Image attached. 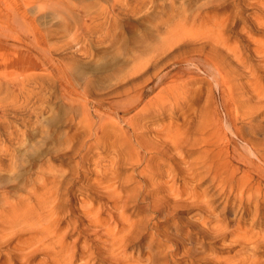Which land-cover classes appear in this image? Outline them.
Masks as SVG:
<instances>
[{"label":"bare ground","instance_id":"1","mask_svg":"<svg viewBox=\"0 0 264 264\" xmlns=\"http://www.w3.org/2000/svg\"><path fill=\"white\" fill-rule=\"evenodd\" d=\"M87 1L77 5L71 0H22L24 10L4 3L8 12L0 13V19L3 18L0 45L9 50L4 56L0 53V68L10 69L8 72L5 70L7 74L0 75V134L11 142L10 147L0 151V264H75L78 260L80 264H132L126 261L128 239L132 233H137L133 231L136 226L138 232L146 227L140 225L142 222L132 224L124 217L125 207L131 198L125 197L124 192L129 194L133 191L135 203L141 194L144 198L149 196L147 189L152 176H157L150 175L152 166L157 167L148 159L150 155L164 156L163 163H172L170 170L165 172L167 181L164 186L170 197H179L176 192L179 190L174 191V181H177L179 173H182L181 178L185 175L186 184L203 176L200 181H210L209 190L216 189L218 199L225 197L227 208H231L234 199V204L238 202L247 216L254 212L255 218H264V141L257 142L250 137L257 119L255 114L260 112L264 103V40H255L247 32L256 28L264 34V0H205L199 6V0H178L180 6L176 0H169L168 12L164 11L166 4L163 0L138 1L132 10L122 5V8H116L120 0H114L112 6L103 5L99 0L90 4H86ZM158 1L163 2L162 5L159 3L162 12L153 13ZM122 4L126 5V2ZM194 4L197 6L195 9ZM251 5L257 7L258 16L252 19L245 17L249 23L242 26L243 9L253 8ZM218 8L229 10L220 18L215 14ZM64 11L73 22L61 18L67 24L64 33L74 24L76 36L79 33L82 36L79 39L85 42L106 45L110 49L119 40L125 41L119 45L126 54L127 64L130 62L129 68H115L113 83L107 89H95L86 73L78 69L75 72L74 66L78 62L72 63L71 67V61L65 57L70 64L69 67L66 64L68 68L62 66L66 60L58 56L69 43L53 42L51 38L61 35L60 31L52 26L49 30L54 33L50 35V32L35 28L38 22L36 14L57 17ZM129 12L132 16L144 12V17L154 19L150 26L145 25L144 34H138L139 39L136 38L138 40L133 47L129 46V38L117 31V23ZM234 29L238 30L235 36L240 42L237 40V44L232 43L229 37ZM45 33H49L48 37ZM119 35H123L121 39ZM246 42L248 45L254 42V49L248 48ZM19 46L26 47L25 58L20 56ZM85 55L88 56L87 52ZM31 65L35 68L28 70ZM37 67H41L42 72L38 73ZM238 76L246 77L247 82L237 85ZM196 83L214 87L207 93L211 103L208 99L205 109L203 107L200 111L203 115L201 121L197 116V122L183 117V124L179 126L172 121L169 124L159 122L168 117L169 110L173 113L169 114L171 116H187L191 112L200 114L195 107V95L190 93L192 89L189 90V86ZM200 88L197 92L194 89L196 95ZM244 90H247V100L255 102L254 105L245 107L239 98L236 101L237 92L240 94ZM190 101L193 106H188ZM57 104L61 107H54ZM10 115L17 125L22 121L21 117L26 116L23 130L9 126ZM246 120L247 125L243 123ZM148 124L155 127L152 126L151 130L146 127ZM144 128L153 134L151 138H146V132H142ZM222 142L224 147L219 145ZM218 145L219 155L213 149ZM186 149L192 150L191 156ZM197 149L201 154L195 161L200 162L204 169L198 174L193 170L195 163L189 160ZM222 153H226L224 158ZM52 159L60 161V165L51 164ZM92 166L94 170H90ZM130 167L143 170L131 169L134 172L129 176L131 184L122 187L120 178ZM93 174L98 179L89 177ZM161 176L164 178L163 174ZM81 181L92 183L89 190L95 200L79 201L81 204L76 209L73 205H77L79 198L74 190ZM185 194L188 195L189 191ZM207 199L203 194L201 203L193 206L209 212L214 200ZM96 200L102 203L98 207L94 204ZM157 202L155 206L163 204L161 199ZM254 203L256 207L252 211ZM106 212L110 218L103 217ZM117 213L119 218L111 221ZM213 222H201V232L206 231V239L215 241L222 237L225 244L230 238L229 244H239L242 251L245 248L252 255L236 261L231 257L224 263L261 264L262 260L255 259V254L258 248H264V232L254 233L237 226L233 230L224 224L227 223L224 220ZM210 223L213 227L209 228ZM199 226L198 222L192 223V227ZM90 233H103L106 238L104 246L96 252L87 242L80 248L76 243L67 242L70 234H78L79 241ZM90 245L92 247V243ZM166 255L163 264H169L171 254ZM145 259L147 264H158L161 260L152 253Z\"/></svg>","mask_w":264,"mask_h":264},{"label":"rangeland","instance_id":"2","mask_svg":"<svg viewBox=\"0 0 264 264\" xmlns=\"http://www.w3.org/2000/svg\"><path fill=\"white\" fill-rule=\"evenodd\" d=\"M71 1L74 2L77 5H79L81 3H85L84 0H71ZM138 1H141V3L142 2H145V0H120L118 2V4H117L116 8H122V6H123V7L127 8V9L129 8L128 10H132L133 7L136 6V4H137ZM163 1L166 4V5H164V8H165L164 11L165 12H168V9L167 8H169V7L167 5L169 3V0H163ZM89 2L92 3L93 0H91V1L89 0ZM89 2L87 1L86 4H88ZM99 2H101V4H103V5L106 4L108 6H110V5L112 6L114 4V0H102V1L99 0ZM122 2L123 3L126 2V5L122 4ZM176 2H177L176 3L177 6L178 5L180 6V4H179L180 2L178 0H176ZM204 2H205V0H199L198 1L199 4L197 3V5L199 6L200 3L202 4ZM1 3L2 2L0 0V13L3 12L5 14H7V12H8V10L6 9V6H4L5 5L4 3H6V4L8 3V5L10 7H16L17 9L18 8L19 9L21 8V9L24 10V8H25V7L23 8L22 0H3V3L2 4ZM159 3L161 5L163 4L162 1H158V7H157V9H155V11L153 13L162 12V7L159 6L160 5ZM33 4H34V6L36 5V3H33ZM151 5L152 4H149L148 6H151ZM193 6H194L193 8L195 9V6L196 5L194 4ZM252 7L253 8H251V7L248 8L247 7L248 9L247 8L243 9L244 12L242 14V18L244 20H245V17H247L246 19H249V17H251L250 19H252V18L258 16L257 7H254V6H252ZM96 8H99V5H97ZM196 8H197V6H196ZM230 8H232V7H230ZM228 10L229 9H227V8L226 9L225 8H220V9L218 8V10H216L215 14H217L218 17L222 18L225 15V13L228 12ZM3 13H2V15H3ZM131 13L129 12L126 16H124V19L120 20V23L118 22L117 23L118 25L117 24L116 25L118 27L117 31L119 30L118 31L119 33L118 32L117 33L120 34L121 32H123L126 35V38L127 39L129 38V40H128L129 41V46L133 47L134 44L136 43L135 41H137L139 39L138 36L140 35V33L141 34L142 33L144 34L143 31H145V27L147 25L150 26L151 21H154V19H151L153 17H151V18L144 17L143 16L144 15V12H140L139 14L136 13L133 16H132ZM44 14L46 15V13H44ZM116 14H117V12H116ZM141 14H142V16H141ZM45 15H44V17H42L43 15L41 13L40 14H36V16L38 17V22L35 24V28H37L38 31L41 30V31L50 32L49 29L53 26L54 27V30L60 31L59 34L62 35V36L59 35L60 38H58L59 37L58 34H57V36L55 38H54V36L53 37L51 36V38H52V41L53 42L59 41V42H62V43L63 42L64 43H67V44L69 43V46L67 48L66 47L65 48H62V50L60 51L59 56H58V57L64 58L66 60V63L64 62L65 60L62 61V62H64V64L62 63V66H64V68L65 67L66 68L69 67L70 62H68V64H67V59L66 58H68L71 61V64H70L71 67H72V63L74 65L76 62H78V65L76 63V66H74V67H76L74 71L77 72L78 70H81L83 73H86L88 75L87 77L91 78V80H92V82L94 84L93 87L95 89L104 90V89H107L110 86L111 83H113V80L112 79L114 78V75L112 76V74L116 72L115 68L116 69L118 67L125 68V69H128L129 68L130 62H129V64H127V62H126V54L123 51V47L121 46L122 43H125V41L124 40L123 41L122 40H119V39L122 38L123 35L122 36L119 35V39H118L119 40L118 41L119 43L118 42H117L118 44L115 43L114 44V47L113 48L111 47L109 49V48L106 47V45H101V44H98V43H95V42L92 44V43H89V42H85L83 39L80 40L79 38H81L82 36L79 33L76 36V33L74 32L75 30L73 28L74 27V24H72L70 26V28L68 29V32H65L64 33V31L67 29L66 28L67 27V24L65 23L66 20L67 21L69 20L68 22H71L69 16L67 14H65V11L63 12V14H61V15H64V16H61V15L58 14L57 17L50 16V15L48 17H45ZM212 15H214V13H212ZM31 17L34 18L32 14H31ZM39 17H41V18L39 19ZM63 17L66 19L65 22L62 21ZM4 18H6V17H4ZM30 18H28L27 20L31 21ZM67 18H69V19H67ZM2 19H0V25H1V27H2V24H3L2 21H1ZM44 19H46L47 21L46 20L44 21ZM59 20L63 23V24L61 23L62 26L59 25L60 24ZM244 20L242 22H240V24L242 26L248 25V23H249V22H247L248 20H245V21ZM123 22L124 23L126 22V23L124 24ZM71 23H73V22H71ZM250 23H252V22H250ZM121 24H122V26L123 25L124 26L122 27ZM55 26H56V29H55ZM59 26H61L63 28H61ZM126 30H128V31H126ZM250 30L251 29L247 30V32L248 33L250 32L251 36L255 40H264V34H262L263 32L259 33V31L256 28H253V30H251V31ZM254 30H256V31H254ZM234 31L232 33L233 35L231 34L229 37H231V40H232L231 42L232 43L237 44V43L240 42L239 38H237L235 36V33L238 30L237 29L236 30L234 29ZM135 32H137V33H135ZM51 33H54L53 30L50 32V35H52ZM45 34H46L45 36L48 37L49 33H45ZM63 35H65V36H63ZM132 36H133V38H132ZM57 38L60 39V40H58ZM136 38H138V39H136ZM12 43H14V42H11V44ZM247 43L248 42L245 43L246 46L248 45ZM0 44H2V43H0ZM11 44L9 46H13ZM119 44H121V45H119ZM253 44H254V42H252V44H249L248 45L249 46L248 48L254 49L255 44L254 45ZM0 47H1L0 48V53H3V55L2 54H0V55L4 56L5 54L9 53L8 52L9 50H7V49L5 50V48L3 46H1V45H0ZM25 48L26 47L21 48V46H19V49H20L19 50V54H20V56L22 58H25L26 57V53L24 52V49ZM86 48L89 50V52H88V50ZM84 50H86V51L84 52ZM91 50H92V52H91ZM13 51L14 50H12V52ZM107 51H108V53H107ZM112 51H114V52H112ZM86 52H87V55L88 56L85 55ZM96 52L99 53V54H101V56L99 54H97ZM102 52H104L106 55H102V54H104ZM61 53H62V55H61ZM110 55H112V56H110ZM83 56H85V57H83ZM124 59H125V61H123ZM79 63H81V64H79ZM91 63H92V65H90ZM66 64L68 65V67H67ZM118 64H120V66ZM83 65H84V67H83ZM88 65H90V66H88ZM131 65H133L132 62H131ZM32 68H35V66L34 65H31V67L28 68V70L29 69H32ZM87 69H88L89 72L87 71ZM170 69H172V66H171ZM5 70H7V72H8V70H10V69L7 68V67H5V66H1V68H0V71H2V73H0L1 76H3L2 74H4V73L7 74ZM85 70H86V72H85ZM97 70H98V72H97ZM150 71H152V68L150 69ZM37 72L38 73L39 72H42V68L41 67H37ZM89 73H90V75H89ZM245 82H247L246 77H243L242 76V78H241V76H238L237 79H236V84L237 85L245 84ZM262 84L264 86V80L262 81ZM56 85H58V84L56 83ZM56 85L54 84V86H56ZM51 87H53V86H51ZM199 87H201L200 88L201 91H199L197 93V95H196L194 93V91L196 90L195 92H197L199 90ZM190 89H192L190 93L192 94V92H193V94L195 95V101H196L195 102L196 103L195 104L196 105L195 107H196V110H199V113H200V111L203 109V107L204 106L206 107V105L208 103L207 101L210 100L209 99L210 97L207 95V93L209 92V90H213L214 87L211 86L210 84L204 85L202 83H196V84H193L192 86H189V90ZM245 91L247 92V90H244V91L240 92V94H239V92H237L238 94L235 95V97L237 98L236 101H239V99H240L239 102H243V106H245V107H248L249 105L250 106L251 105H254L255 102H251L250 103L247 100L248 95H247V93ZM239 96H241V97H239ZM239 102H238V104H239ZM210 103H211V100H210ZM192 104H193V102L190 101L188 103V106H193ZM262 105H263V107H262ZM54 107L60 108L61 107V104L54 105ZM205 107H204V109H205ZM260 108H261V110L259 109L260 112L259 113L257 112L255 114L257 119H256V122L254 123L255 125H254L253 130H252L253 131L252 132V135L250 136L252 140L253 139L254 140H257V142H263L264 141V110H263L264 109V103L261 104ZM10 109H11V107H10ZM168 113L169 114H173L171 112V110H169ZM169 114H168V117L165 118V120H162V121H159V122H164V124H169L172 121L173 124L175 123V125L179 126V125L183 124V117H186L188 120H194L195 118H197V116H199V118H197L199 120V122L201 121V118L203 117V115L201 113L198 114L197 112L195 114H194V112L188 113L187 116H183V115L180 116L179 114H177V116H171ZM12 117H13V115L12 116L10 115V117L8 118L9 126H15L16 128H19V129L23 130L24 129L23 122H24L26 116L21 117V120L22 121H20V123L18 125L13 121L14 118H12ZM195 121H196V119H195ZM152 122H156V121H152ZM246 122H247V120L245 122H243V123L247 125L248 122L247 123ZM152 126H153V128L155 127L154 125H151V124L146 125V127H150L151 130L153 129ZM62 131L65 132L66 130L65 131L62 130ZM142 132H144V133L146 132V134H145L146 135V138H151L152 135H153V134H151V132H149L145 128L142 129ZM237 143L240 144L239 141H237ZM239 144H238V146H239V148L240 147L242 148V149L240 148V150H242V152H243V147H242L241 144L240 145ZM263 144H264V142H263ZM219 145L222 146V147L225 146V144L223 142L222 143H219ZM219 145H218V147H214L213 148L215 150L216 154H218V151L217 150L218 149L220 150ZM10 146H11V142H10L9 138L3 136V134H0V151L2 149H4V148L10 147ZM186 150L190 151V156H191L192 150L191 149H186ZM199 153L201 154V150L199 151V149H197V153L195 155H193L191 158H189L190 162H192V163L194 162L195 163V164H193V170H194V172L196 174L204 171V169L202 167L203 165H200L201 164L200 162L195 161V158H197L200 155ZM224 154H226V153H222V157L223 158H224ZM150 157H151V159H150ZM122 159L124 160V157H122ZM148 159L154 161L155 164H156L155 166H157V167L152 166V169L150 171V175L157 174V176H158V177L156 175H153L152 176V181L150 183V187H148L149 189H147L148 192H149V196L147 197L148 199L146 198V196H145V198L143 197L144 194L143 195L141 194V196L138 199L137 203H135V201L133 202L134 192L132 191L129 194L126 193V192H124V196L125 197L131 196V198L129 197V199H128V202L129 203L125 207V211L126 212H125V216L124 217L127 218V219H129L128 221L130 223H132V224L133 223L142 222V224H140V225H143V226L146 227V228H140L141 230H140V232H138L137 229H139V228L136 226L133 231L134 232L137 231V233L136 234H133L132 233V236H130V238L128 239L129 240V243L127 245L128 246V252L126 254L127 255V258H126L127 260L126 261L127 262L129 260L130 263H132V264H147V261H146L145 258H147L148 254H151V253L155 256V258H157V260H160L161 259L160 261H158V264L165 263L163 260L165 259L164 256H167L166 255L167 253H168V256H170V254H171V256L169 257V260L167 259L168 262H169V264H219V263L220 264H226L227 262L226 263H224V262L226 260H228V258L230 259L231 257H235L234 258L235 261H236V259L237 260H240V259L243 260V259L251 258L252 255L250 253H248L245 248H243L244 251H242V247L239 244H233V245L232 244H229L230 243V238H227L226 239V241H225L226 243L225 244H224V241H222L225 238L224 239H221L222 237L219 238V239H217V240H215L216 242L215 241H212L210 239H206L205 238L207 236L206 231H203L204 233L201 232L202 231L201 222H203L204 220H207V221H210L211 222V220H212V221H214L213 223H216L218 220H221V221L224 220V221H227V223L225 222L224 224L230 226V228L231 229L233 228V230H234V227L237 226L240 229H245V230H248V231H253L254 233H263L264 232V218H258L259 219L258 220L257 218H255L254 212H251L250 215L247 216V214H245L244 209H242L243 207L242 206H239L240 204L238 202L236 204H234V202H235L234 199L232 200L233 203L231 205V208L229 206L227 208V206H225L227 204L225 202L226 201V198L223 197L224 199L223 198H219L218 199V193H215V190L216 189H214L212 191L209 190L210 189V186L212 185V183L210 181H207V182L200 181V179L203 176H200V177H198L197 180H193V182L191 181L190 183L186 184L185 175H183L182 178H181L180 175L182 173H179V177H178L177 181H174V184H175L174 191H176V189L179 190V191H176V192L179 193V197H175V196L174 197H172V196L170 197L171 194H170L169 190L167 191V188L166 187H165L166 190H164V186H165V182L167 181L166 180L167 178L165 176V172H168V170H170V166H171L172 163L171 162H168L166 164L163 163L165 159H164V156H161V155L158 156V157H152V155H150V156H148ZM38 163H40V160H38ZM51 164H55V166H58V165H60V161H57L55 159H52L51 160ZM144 166H146V164H144L143 167ZM141 167H137L135 169H134V167H130L129 169H127V172L126 173L124 172L123 175L121 176L119 184L122 187L130 186L131 183L129 181L131 179L129 178V176L132 173H134V172H132L131 169H133V171L140 172V171L143 170V168H141ZM94 169H95V167H93V166L90 167V170H94ZM175 169H176V167H175ZM162 174H163V177L165 179L162 178V176H161ZM174 175H175V173H174ZM91 176H92V179L93 180L98 179V177L96 175H94V174L93 175H89L90 178H91ZM239 176H240V174H239ZM160 177H161V180H160ZM137 178H138V176H137ZM77 184L78 185H77L76 189L74 190V194H76V196L79 199L77 201V205L76 204L73 205L76 209H78V207L80 206V204L82 202H87V201H90L91 199L95 200L94 195L89 190V187L92 185L91 182L88 181V182H84L83 183L81 181V182H78ZM191 185H192V187H191ZM154 186L157 187V188L155 189ZM187 186H188V188H186ZM182 190L183 191L184 190L185 191H189V194L188 195L185 194V191H184V194H183L182 193L183 192ZM155 191H157V192H155ZM192 191L195 192V193H193ZM206 191H208V192H206ZM165 193H166V196H165ZM180 194H181V197H180ZM203 194H206V196L208 198L207 199L208 201H210V200L213 201L214 200V204L212 206V209L209 212L207 210H199V208L195 207L196 204H200L201 203V197L203 196ZM151 195H153V196H151ZM187 196H189V197L186 198ZM169 198L171 200H169ZM157 199L163 200V204L162 205H159V207L158 206H155L158 203L157 202ZM186 199H187V203L185 202ZM97 202L98 201L96 200V202L94 203L97 207L102 204L101 202H98V203ZM144 204H145V207H144ZM193 205H195V206H193ZM232 206H233V208H232ZM140 207H141V209H140ZM223 207H225L226 210ZM255 207H256V203H254L252 205V209H253L252 211L255 210L254 209ZM157 208H159V209H157ZM155 211H156V213H155ZM152 212H154V213H152ZM157 212H158V214H157ZM202 212H204V213H202ZM118 213L115 215V217L113 219H111V221L114 220V219H116V218H119L120 214H118ZM167 213L170 214V215L168 214L170 217L167 215ZM107 215H108V213L106 212L105 214H103V217L106 218ZM211 216H213V217H211ZM110 217L111 216H108L107 218H110ZM231 219L233 221H231ZM157 222H160V223H157ZM194 222H198V224L200 226L199 227H192V223H194ZM112 223H113L114 226L116 225V221H114ZM252 223H254L253 226H251ZM151 224H154L155 226H152ZM208 226H209V228L210 227H213V224L210 223V225H208ZM156 227H158L157 228V231H156ZM159 228H160V231H159ZM153 231H154V233H153ZM201 233H203V234H201ZM156 236H159V237H156ZM160 238L164 242L162 240H160ZM77 239H78V234H70L68 236V238H67V242L69 244L76 243V246L78 245L77 247H79V248L83 245L84 242H87L88 246H90V248H92V250H95V252L98 251L100 248H102L104 246V244H105L104 242L106 240V238L104 237L103 233H99L97 235L94 234V233L93 234L90 233L87 237H84L83 239H81L79 241ZM87 239H89V240H87ZM75 241H77V242H75ZM98 241L100 242V244H99ZM151 241H153L154 244ZM156 241L158 243H160V245L158 243H156ZM207 242H209V243H207ZM91 243H92V247L90 245ZM174 243H175V245H174ZM164 244H166V245H164ZM236 245H238V247ZM149 246H151V248ZM228 246H231V247L228 248ZM148 250H149V253H148ZM261 250H263V251L261 252ZM173 251H174V253H173ZM240 251H242L243 253L240 252ZM164 252H165V254H164ZM195 252H197L196 253L197 255L194 254ZM237 252L238 253L239 252L242 253L243 254L242 257H241V254L239 253V255H238ZM162 253L164 254V256H163ZM137 256H139V258ZM161 256L164 257V258H162ZM190 257L193 258V259H191ZM259 257H260V259H259ZM214 258L217 259V260H215ZM132 259H135V260H132ZM255 259L260 260V261L262 260L261 261V264H264V261H263L264 260V248H258L257 249L256 254H255ZM80 263L81 262L78 260L75 264H80ZM93 263L95 264V262H92V264ZM103 264H106V263H103Z\"/></svg>","mask_w":264,"mask_h":264}]
</instances>
